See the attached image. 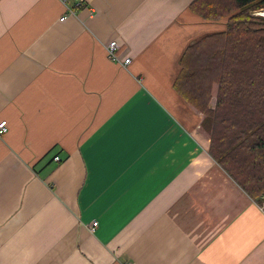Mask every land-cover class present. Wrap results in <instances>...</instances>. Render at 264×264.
<instances>
[{"label": "crops", "instance_id": "0c3cea01", "mask_svg": "<svg viewBox=\"0 0 264 264\" xmlns=\"http://www.w3.org/2000/svg\"><path fill=\"white\" fill-rule=\"evenodd\" d=\"M193 1L0 0V264L264 263L262 200L173 88L224 28Z\"/></svg>", "mask_w": 264, "mask_h": 264}, {"label": "trees", "instance_id": "16d2710c", "mask_svg": "<svg viewBox=\"0 0 264 264\" xmlns=\"http://www.w3.org/2000/svg\"><path fill=\"white\" fill-rule=\"evenodd\" d=\"M203 19L224 28L190 42L173 88L202 116L207 152L254 200L264 195V0H194ZM264 264V263H263Z\"/></svg>", "mask_w": 264, "mask_h": 264}, {"label": "built area", "instance_id": "2783aa9c", "mask_svg": "<svg viewBox=\"0 0 264 264\" xmlns=\"http://www.w3.org/2000/svg\"><path fill=\"white\" fill-rule=\"evenodd\" d=\"M64 1V0H62ZM78 4L81 2V0H77ZM77 4V5H78ZM71 13H75L73 10L69 9ZM254 16H263L264 17V9L255 10L251 12ZM116 50H117V41L116 40H110L106 45V52L108 56L115 58L116 56ZM130 61L129 57L124 58L120 63L122 66H127ZM7 129L6 121L2 120L0 121V136L5 133ZM56 159H58L56 157ZM259 200H262L261 204H259V208L264 212V195H262ZM258 201V200H257ZM97 221L93 220L89 226L90 231H94V229L97 226ZM127 264H130V262H127Z\"/></svg>", "mask_w": 264, "mask_h": 264}, {"label": "bare ground", "instance_id": "6f19581e", "mask_svg": "<svg viewBox=\"0 0 264 264\" xmlns=\"http://www.w3.org/2000/svg\"><path fill=\"white\" fill-rule=\"evenodd\" d=\"M264 14V13H263Z\"/></svg>", "mask_w": 264, "mask_h": 264}]
</instances>
